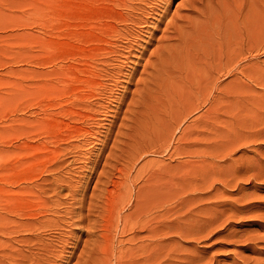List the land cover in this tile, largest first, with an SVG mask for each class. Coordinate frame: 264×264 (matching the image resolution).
I'll use <instances>...</instances> for the list:
<instances>
[{
	"label": "rangeland",
	"instance_id": "374dc122",
	"mask_svg": "<svg viewBox=\"0 0 264 264\" xmlns=\"http://www.w3.org/2000/svg\"><path fill=\"white\" fill-rule=\"evenodd\" d=\"M264 0H0V264H264Z\"/></svg>",
	"mask_w": 264,
	"mask_h": 264
},
{
	"label": "bare ground",
	"instance_id": "6f19581e",
	"mask_svg": "<svg viewBox=\"0 0 264 264\" xmlns=\"http://www.w3.org/2000/svg\"><path fill=\"white\" fill-rule=\"evenodd\" d=\"M251 37H252L251 41L254 40L255 43L264 41V26L261 28H258L257 31L253 32Z\"/></svg>",
	"mask_w": 264,
	"mask_h": 264
}]
</instances>
